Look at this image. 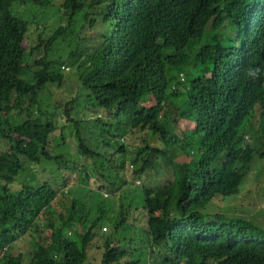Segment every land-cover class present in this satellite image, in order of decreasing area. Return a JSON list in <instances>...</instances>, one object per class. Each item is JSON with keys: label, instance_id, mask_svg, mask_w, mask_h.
<instances>
[{"label": "trees", "instance_id": "1", "mask_svg": "<svg viewBox=\"0 0 264 264\" xmlns=\"http://www.w3.org/2000/svg\"><path fill=\"white\" fill-rule=\"evenodd\" d=\"M21 4L33 16L55 7L61 22L28 45ZM81 36L98 43L81 45ZM64 46L66 57H54ZM63 61L75 65L86 107L106 113L93 118L97 149L85 119L71 113L78 97L62 103L79 154L96 171L103 161L126 168L123 136H157L151 144L140 135L131 174L147 178L160 164L173 176L141 183L138 205L120 202L112 214L97 204L91 214L65 187L15 178L26 162L45 160L62 170V186L73 184L63 170L76 161L50 151L56 125L41 107L46 86L63 82ZM263 112L264 0H0V264H81L97 239L99 264H264V226L205 208L237 193L255 155L264 157ZM28 233L34 242L24 256L11 244Z\"/></svg>", "mask_w": 264, "mask_h": 264}, {"label": "rangeland", "instance_id": "2", "mask_svg": "<svg viewBox=\"0 0 264 264\" xmlns=\"http://www.w3.org/2000/svg\"><path fill=\"white\" fill-rule=\"evenodd\" d=\"M17 8L24 10V15L31 21L26 40V44L28 45L34 44L39 33L44 38L49 36L52 33L54 27L59 22H61L55 7H50L44 12L37 13L34 16L32 15V11L30 12L29 10L25 9V6L22 4L18 5ZM53 8H55V10ZM87 30L86 34L87 32H90V35L92 32L99 33L100 31L98 30V27H87ZM85 36H83V38L81 36V45L86 41L87 42L84 45L87 47H94L97 45L98 39H84ZM70 49L71 48L68 46H64L58 51H54L55 54H53V56L57 57L60 55V58H64L70 52ZM34 54H38V52L34 51ZM33 58V56L28 58V62L24 66V76L26 73L31 71L33 67ZM61 69L63 73V82L61 84L54 83L52 85L46 86V89L41 93V107L47 112H53V119L56 125V128L51 136V143L49 145L50 151L54 153H63L71 160L76 161L74 170L72 168V171L63 170L64 175L67 173L68 178L73 184L69 186H62L60 184L62 170H58L56 168L57 164L54 162H46L45 160L35 164L26 162L27 169L21 171L15 178L17 180L30 178V180L33 182L48 179L52 181L59 189L65 187L68 189V193L73 194L79 200L84 202L85 206L89 210V213L91 214L93 213V209L97 204L105 207L108 213L112 214L118 209L120 202L125 204L130 203L132 206L138 205L141 202V194H139V191L136 192L135 190H140L141 192V183L154 186L173 176L169 166H160V164L158 170H150V175H148L147 178L144 174L134 177L131 174L130 161L136 155L138 145L142 143L141 136L144 135L147 141L151 144H156L159 142L157 136L150 130L141 132L135 137L121 136L122 138L120 139H123L126 142L127 148L125 153L126 168H124V170L112 169L107 162L103 161L99 163L100 159L96 158L95 162L100 164V169L98 170L99 172L96 171L93 167L92 158L88 156H80V150L77 147L74 126L72 121H69L67 118L66 113L64 112V105H62V103L65 100L70 99L73 95L78 97V102L71 110V113L77 118L81 117L85 119L86 122L82 123L81 128L85 127L86 130H92L90 134H88L87 131H84L83 133L85 135H91L88 142H90L94 148L97 147V149H101L104 146L102 145L101 138L98 136V132L96 131L100 127H98L97 121L93 118L96 115H102V119H105L106 117L104 114L106 113L100 108L89 109L86 107L85 102L82 100V92L86 90V88L82 86L80 81H78V72L74 64L63 61ZM193 75V70H186L187 79L191 78ZM257 106L260 105H256V107ZM261 115L262 124L264 126V112ZM117 136H119L118 133L116 134V137ZM106 138L107 137H105V139ZM183 157L187 158L186 156ZM194 157H196V155H194ZM101 172L104 175L106 181L101 177ZM121 174L126 177V179L129 181L128 183L119 179L121 178ZM109 182H115V184L111 186L112 188L108 186ZM54 201L55 205L60 207V198L57 197V199ZM205 208L209 211H220L226 215L239 214L248 217V219L252 220L258 225L264 226V157L255 155L248 172L245 174L239 184L237 193L224 197L217 196L209 201ZM102 225L107 227L105 231L109 230V223H103ZM69 236L71 238H77L76 233H72ZM33 242L34 235L32 233H28L18 241L12 243L11 247L14 248V250L16 249L21 251L25 256L26 250H30L32 248ZM101 242L102 241H100V239L94 240L92 245L89 246L87 258L81 264L100 263L101 247L97 246V244H101ZM137 245L138 244H133L132 246L137 247Z\"/></svg>", "mask_w": 264, "mask_h": 264}, {"label": "clouds", "instance_id": "3", "mask_svg": "<svg viewBox=\"0 0 264 264\" xmlns=\"http://www.w3.org/2000/svg\"><path fill=\"white\" fill-rule=\"evenodd\" d=\"M247 75L253 79H255L258 75V70L256 69H250L248 72H247Z\"/></svg>", "mask_w": 264, "mask_h": 264}, {"label": "built area", "instance_id": "4", "mask_svg": "<svg viewBox=\"0 0 264 264\" xmlns=\"http://www.w3.org/2000/svg\"><path fill=\"white\" fill-rule=\"evenodd\" d=\"M105 228H106V226H105V225H103V226H102V229H105Z\"/></svg>", "mask_w": 264, "mask_h": 264}]
</instances>
